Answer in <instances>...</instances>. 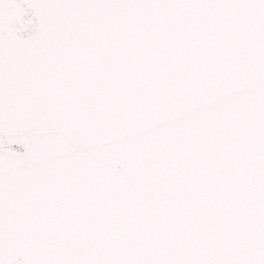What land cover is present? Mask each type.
Listing matches in <instances>:
<instances>
[{"label":"snow or ice","instance_id":"snow-or-ice-1","mask_svg":"<svg viewBox=\"0 0 264 264\" xmlns=\"http://www.w3.org/2000/svg\"><path fill=\"white\" fill-rule=\"evenodd\" d=\"M0 264H264V0H0Z\"/></svg>","mask_w":264,"mask_h":264}]
</instances>
